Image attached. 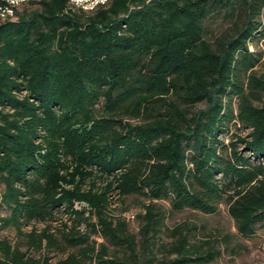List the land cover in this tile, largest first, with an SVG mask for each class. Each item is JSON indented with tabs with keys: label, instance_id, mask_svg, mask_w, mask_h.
<instances>
[{
	"label": "trees",
	"instance_id": "1",
	"mask_svg": "<svg viewBox=\"0 0 264 264\" xmlns=\"http://www.w3.org/2000/svg\"><path fill=\"white\" fill-rule=\"evenodd\" d=\"M263 17L264 0H38L1 23L0 228L26 248L0 240V264H209L184 226L155 258L165 216L226 202L240 236L264 226ZM231 123L248 132L226 142ZM113 193L144 201L137 235Z\"/></svg>",
	"mask_w": 264,
	"mask_h": 264
},
{
	"label": "rangeland",
	"instance_id": "2",
	"mask_svg": "<svg viewBox=\"0 0 264 264\" xmlns=\"http://www.w3.org/2000/svg\"><path fill=\"white\" fill-rule=\"evenodd\" d=\"M262 22L264 24V17L262 18ZM225 23L221 17H217L211 19L208 22V26L212 29L225 27ZM249 50L255 52L256 56L261 59V63L257 69L264 71V38L255 37L249 46ZM247 132L248 130L231 123L228 132L220 138L227 142L229 140H235V136L243 137ZM1 190L2 186L0 185V192ZM143 203L142 198L136 195L123 198L113 193L111 197L110 207L112 214L116 217L123 218L127 222L130 234L137 235L139 232L141 224L138 214L141 213ZM227 208L228 204L222 202L215 214L204 215L191 211H182L165 216L159 233L150 238V242L155 244V247H151L150 251L157 260L165 257L174 258L175 255H169L167 251L169 245L174 242L170 231L176 226H184L183 231L189 234L191 244L206 241L209 242L213 250L219 251V256L209 264H264V226L258 225L254 235L251 237L240 236L235 229L232 218L227 213ZM5 213L6 211L1 206L0 215L3 216ZM59 222L57 221L52 224L53 229L58 230L60 228ZM32 227L40 231L44 225L31 224L24 227V230L29 231ZM94 238L97 242L105 243L99 237ZM3 239L10 241L12 244L20 243L22 249L26 248L22 245L24 241L19 238L16 230L12 227L0 228V240ZM137 240L139 241L140 238L137 237ZM204 246L205 248L207 247V245ZM110 248L113 249V247ZM29 251L36 257L42 256V254L47 255L52 261L59 257L51 251L35 252L32 249ZM137 252L140 257L144 256L143 254L145 253L149 255L140 245L137 248Z\"/></svg>",
	"mask_w": 264,
	"mask_h": 264
},
{
	"label": "bare ground",
	"instance_id": "3",
	"mask_svg": "<svg viewBox=\"0 0 264 264\" xmlns=\"http://www.w3.org/2000/svg\"><path fill=\"white\" fill-rule=\"evenodd\" d=\"M106 2H93L90 6H85V4H76V8L84 12L95 11L100 6H105ZM12 12H14V3L10 0H0V24L6 21H10L12 17Z\"/></svg>",
	"mask_w": 264,
	"mask_h": 264
},
{
	"label": "built area",
	"instance_id": "4",
	"mask_svg": "<svg viewBox=\"0 0 264 264\" xmlns=\"http://www.w3.org/2000/svg\"><path fill=\"white\" fill-rule=\"evenodd\" d=\"M12 3H14V12H12V17L10 21H13L16 19L17 12L25 5L30 4L31 2L38 1V0H10ZM93 2H106L108 3V0H70L71 6L76 9V4H85V6H90Z\"/></svg>",
	"mask_w": 264,
	"mask_h": 264
}]
</instances>
